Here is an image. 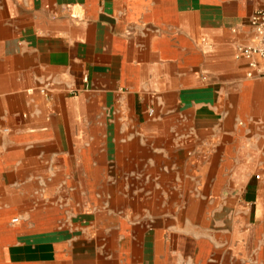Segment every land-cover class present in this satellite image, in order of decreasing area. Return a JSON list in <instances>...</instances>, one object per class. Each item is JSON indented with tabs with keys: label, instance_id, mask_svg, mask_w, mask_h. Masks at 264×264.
<instances>
[{
	"label": "crops",
	"instance_id": "1",
	"mask_svg": "<svg viewBox=\"0 0 264 264\" xmlns=\"http://www.w3.org/2000/svg\"><path fill=\"white\" fill-rule=\"evenodd\" d=\"M263 4L0 0V264H264Z\"/></svg>",
	"mask_w": 264,
	"mask_h": 264
},
{
	"label": "built area",
	"instance_id": "2",
	"mask_svg": "<svg viewBox=\"0 0 264 264\" xmlns=\"http://www.w3.org/2000/svg\"><path fill=\"white\" fill-rule=\"evenodd\" d=\"M251 26L256 32L257 43L239 46L238 55L245 58L252 69H256L260 60L264 62V4L253 13ZM248 75L253 76V71H249ZM148 114L152 116L153 110H149Z\"/></svg>",
	"mask_w": 264,
	"mask_h": 264
}]
</instances>
